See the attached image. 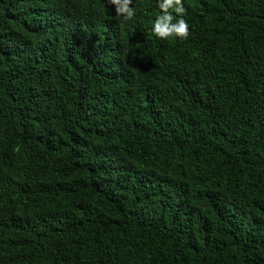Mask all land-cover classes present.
I'll list each match as a JSON object with an SVG mask.
<instances>
[{
    "label": "trees",
    "instance_id": "16d2710c",
    "mask_svg": "<svg viewBox=\"0 0 264 264\" xmlns=\"http://www.w3.org/2000/svg\"><path fill=\"white\" fill-rule=\"evenodd\" d=\"M182 3L0 0V264H264V0Z\"/></svg>",
    "mask_w": 264,
    "mask_h": 264
},
{
    "label": "clouds",
    "instance_id": "9594fccd",
    "mask_svg": "<svg viewBox=\"0 0 264 264\" xmlns=\"http://www.w3.org/2000/svg\"><path fill=\"white\" fill-rule=\"evenodd\" d=\"M107 3L115 7L116 15L124 21H130L135 16V9L132 7V0H107ZM158 7L162 15L158 16L153 25V35L160 40L177 38L186 40L189 36V25L182 18L185 12L182 0H158ZM180 17L173 23L174 16L169 10Z\"/></svg>",
    "mask_w": 264,
    "mask_h": 264
}]
</instances>
